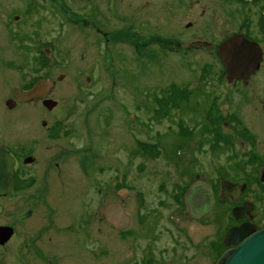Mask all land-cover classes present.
<instances>
[{
	"label": "rangeland",
	"instance_id": "obj_1",
	"mask_svg": "<svg viewBox=\"0 0 264 264\" xmlns=\"http://www.w3.org/2000/svg\"><path fill=\"white\" fill-rule=\"evenodd\" d=\"M4 11L25 15L28 24L24 35L9 30L7 36L0 22V141L27 125L43 134L53 123L70 130L57 138L63 149L85 145L86 130L104 139L88 164L94 172L83 175L86 185L68 180L67 169L81 174L78 155L62 175L57 264H131L145 253L157 264H178L193 255L199 264H210L214 241L230 219L228 204L218 203L204 221L184 220L180 190L194 177L191 171L211 181L219 173L246 181L245 197L264 220V167L237 164L251 157L240 150V140L254 149V158L264 157V86L259 75L255 83H227L217 51L221 37L234 33L264 43V0H0ZM137 18L141 36H126ZM39 78L55 82L47 95L57 101L52 111L36 101L7 109L4 100L13 87ZM225 118L230 127L220 124ZM181 127L193 132L188 148ZM135 133L142 140L141 159L135 156ZM55 143L45 144L56 150ZM118 184L128 188L122 197L115 193ZM114 199L131 216L122 234L100 212ZM43 247L50 253L49 245Z\"/></svg>",
	"mask_w": 264,
	"mask_h": 264
},
{
	"label": "flooded vegetation",
	"instance_id": "obj_2",
	"mask_svg": "<svg viewBox=\"0 0 264 264\" xmlns=\"http://www.w3.org/2000/svg\"><path fill=\"white\" fill-rule=\"evenodd\" d=\"M19 14L13 13L10 16V12H0V22L7 28V36L10 35L9 30L12 31L13 36H22L25 34V26H27L28 24L27 19L25 18V15ZM121 17L122 19H126L124 15H121ZM137 19L134 20L136 24L135 30L130 29L133 31H125L127 32L126 36H141L140 29L138 28L141 26V20ZM24 21L26 22L23 23ZM228 37L229 36H223V38L221 37L218 43V47L222 42V39H226ZM245 37L250 41L256 42L259 45L262 51V59L258 65L257 70L252 73L248 77V79L228 81L226 78V72L224 71L223 67L226 82L229 84L231 83L232 86H238V84L248 82L249 80L255 83L253 77L259 75L264 86V43L259 38L253 36ZM213 43L214 42H212V46L214 47L215 44ZM204 44H207V42H205ZM47 51H49V49L45 48V55L48 53ZM62 78L63 76H59L58 80ZM89 80L90 77H87V81ZM39 81H50V88L47 91H43L41 94L35 95L28 99H19L14 97V90L16 88L26 90ZM54 83L55 82L51 79L39 78L28 85L13 87L10 92L11 96H8L4 100L5 105L7 109L13 110L22 103H30L32 101H36V104L40 105L41 109L44 112H50L54 107L57 106V101L52 97L47 96ZM8 102L11 104V107L8 105ZM262 106V108L264 109V102H262ZM30 117V112L23 114V121L26 119H30ZM204 117L203 120H205ZM223 120L220 124L230 127V122L227 121L226 118ZM58 123L59 121H57V124ZM251 123L252 127L259 125L258 122ZM45 125V118H41L40 126L42 127ZM60 126L61 123H59L58 128H55L54 123L50 124V126H47L40 131L43 134H39L37 133V131L28 128L27 125V128L25 130L12 131V133L10 132L8 134L6 142L0 141V150L2 149V153H4L5 155L4 160L0 161V166L4 167L3 170H0V264H5L7 259L13 260V263L7 262V264H14V259H18L22 264H57L59 262L58 258H61L60 255L57 254L60 245L57 246L58 242H56L55 236L59 232H62L60 215L62 205L60 206L56 204L57 198L61 195L59 190L62 189V175L64 176V171L66 170L68 163L71 161L70 157L72 158V156L78 155L80 157L79 168L81 170V174L80 172H72V170L68 169L66 170V172L68 180H70L74 184H78V182H80L79 185H82L84 183L82 180L83 175L87 174L88 176L89 173L94 172V168H88V164H90V162L94 160L96 146H102V144L104 143V139H102L103 141L96 139V135H93V132L91 134V130H86L87 135H85V145L77 148L71 147L70 149H63L61 141H58L57 138L62 137L64 133H69L70 130L62 129ZM223 127L221 130H223ZM201 130H199V132H201ZM203 130H210V126L206 122H203ZM171 133L172 135L174 134L173 131ZM192 133L193 132L189 133L186 131V133L183 135V138L186 139V141L183 142V147H189L190 137L192 136ZM212 133L214 134L216 132H214L213 130ZM214 135L217 136L216 134ZM24 136H27V138H25ZM99 137L101 136L99 135ZM134 138L137 145L136 147L138 148V150H136L135 152V156H138L139 159H141L142 140L137 137L136 133L134 134ZM50 141L59 142L54 144L53 148H57L56 150L51 149L52 145L45 144L46 142ZM237 144L240 146V150L243 151V153L248 154V152H251L249 161H247L246 163L239 162L237 163L238 165L248 167L250 169L254 167H264V157L254 158V149L248 148L246 140H240ZM255 159H260V162L256 163L254 161ZM195 162L196 163L194 165L198 163L197 161ZM192 164L193 162L191 160L187 161L185 163V169L191 167ZM191 172L192 174H194V177L190 178L183 192H181L180 190V200L182 205L180 212L184 220L197 222L204 221V219L215 210L218 203L228 204L227 212L230 216L228 225H226V228L223 227L225 228L223 233L221 230L219 231L216 242L214 241L216 247L214 250H212L211 254V256L213 255V259L210 264H215L219 256L224 251V235L229 227L248 222L255 224L257 228H262L264 227V220L263 218H261L259 213L256 212L255 202L250 197H245V192L247 189L246 181L235 180L231 177L222 175V173H219L216 179L214 181H211L209 178L203 177L204 174L199 171ZM191 172L189 171L188 174H190ZM224 177H227L233 182L238 183V185H240V188L236 189L235 187H231V184L223 186L222 181ZM259 178L260 181H264V171L261 173ZM196 181H201L211 188L213 200L209 210H206L207 204H205V211L199 217H186L184 216V195L189 186ZM93 183L94 181L90 184ZM86 184L87 183H84L83 186ZM68 191L69 190H67V192ZM127 191L128 188H126V186L118 184L115 193L119 197H122L127 193ZM121 199L111 200L110 202L106 203L103 208L112 203H119L123 208V211L128 214ZM103 208H100V212ZM41 213L43 214L42 217L36 221V218H38ZM93 213V210L88 212L86 221L88 220V222H90V218H93ZM101 215L113 229L120 233L125 231L131 223V216L128 214L130 218L129 223L123 228H117L111 222L106 220L105 215H103L102 213ZM65 230L68 229L66 228ZM43 242L46 245H49L50 248H52V253L51 251L50 253H48L49 250H47L46 248L44 249ZM203 247L204 246H202V248ZM136 248L139 249V244L136 245ZM226 248L227 247L225 246V249ZM203 253L204 251H202V254ZM147 258H149L151 264H157V262L153 260L154 256L148 255V253H145V256L141 257L140 261H133L131 264H150L145 263L147 261ZM193 258H195L194 255ZM193 258H186L187 260L184 259L178 264L200 263L199 259L196 261V259L194 260Z\"/></svg>",
	"mask_w": 264,
	"mask_h": 264
},
{
	"label": "water",
	"instance_id": "obj_3",
	"mask_svg": "<svg viewBox=\"0 0 264 264\" xmlns=\"http://www.w3.org/2000/svg\"><path fill=\"white\" fill-rule=\"evenodd\" d=\"M48 52V51H47ZM218 54L223 63L228 81L248 79L254 73L261 61L262 51L259 45L250 41L242 33H234L224 39L219 47ZM50 81H39L29 89L14 90V97L28 99L47 91ZM11 107V104L8 102ZM0 150V161L4 160V153ZM4 167L0 166V170ZM223 186L240 188L238 183L227 177L222 181ZM213 197L211 188L201 181L192 183L184 195V216L197 218L204 213L207 204L209 210ZM206 202V203H205ZM107 221L117 228H123L129 223V216L123 211L119 203H112L101 210ZM224 245L227 247L219 256L215 264H264V227L257 228L253 223H242L231 226L224 235Z\"/></svg>",
	"mask_w": 264,
	"mask_h": 264
},
{
	"label": "trees",
	"instance_id": "obj_4",
	"mask_svg": "<svg viewBox=\"0 0 264 264\" xmlns=\"http://www.w3.org/2000/svg\"><path fill=\"white\" fill-rule=\"evenodd\" d=\"M182 128V127H181ZM186 131L188 132V130L187 129H185V128H182V130L180 129V133L182 132V136L186 133ZM190 133V132H189ZM175 151H178V148L177 149H175ZM175 157L177 158V155L175 154Z\"/></svg>",
	"mask_w": 264,
	"mask_h": 264
}]
</instances>
